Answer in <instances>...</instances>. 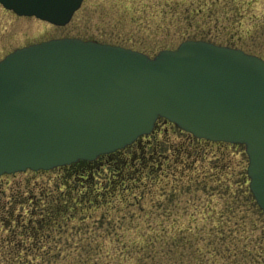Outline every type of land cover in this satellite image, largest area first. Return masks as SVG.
Wrapping results in <instances>:
<instances>
[{
	"label": "water",
	"instance_id": "obj_1",
	"mask_svg": "<svg viewBox=\"0 0 264 264\" xmlns=\"http://www.w3.org/2000/svg\"><path fill=\"white\" fill-rule=\"evenodd\" d=\"M82 0H0L66 24ZM158 117L197 138L244 145L248 187L264 213V59L186 39L153 56L53 38L0 60V175L48 170L122 149Z\"/></svg>",
	"mask_w": 264,
	"mask_h": 264
},
{
	"label": "rangeland",
	"instance_id": "obj_2",
	"mask_svg": "<svg viewBox=\"0 0 264 264\" xmlns=\"http://www.w3.org/2000/svg\"><path fill=\"white\" fill-rule=\"evenodd\" d=\"M199 6L203 12L197 13ZM189 10L192 15L187 18ZM237 21L241 22V29L234 25ZM185 31L191 35L202 34L216 44L240 46L246 52L264 54V0H82L66 24L55 26L33 18L16 17L0 5V58L17 46L49 37L95 40L152 56L160 49L174 48L187 37ZM140 140L147 147L146 153L151 147L164 153L169 159L167 164H171L175 148L190 152L189 155L182 152L176 165L178 170L185 165L192 168L183 173V184L175 194L171 191L158 195L156 201L161 203L156 208L152 204L150 208L157 222L165 220L171 234H176L178 227L195 224L202 218H215L221 213L223 216L249 215L247 155L242 144L198 139L161 119L156 132ZM128 151L125 152L128 154ZM108 171L107 167L100 169L96 181L104 182ZM60 174L53 168L0 176V264H40L37 259L24 263L21 255L14 257L8 253L18 239H9L10 232L1 219L9 208H13L15 215L27 218L31 210H43L46 204L50 205L52 194L58 196L57 201H63L64 189L58 185ZM196 176L205 178L209 184L202 188L185 182ZM173 179L169 177L172 182ZM44 192L50 194L48 198L42 196ZM233 200L241 205L238 211L230 204ZM79 225L76 220L68 221L67 230H55L51 232L54 235L51 242H42L43 250L60 249L66 255L64 263L61 259H51L47 264H76L77 260L84 263L83 258L93 264L94 243L90 241L101 240L103 229L98 230L96 237L90 228ZM23 243L29 247L32 240L26 238ZM38 246L42 249L41 244Z\"/></svg>",
	"mask_w": 264,
	"mask_h": 264
},
{
	"label": "trees",
	"instance_id": "obj_3",
	"mask_svg": "<svg viewBox=\"0 0 264 264\" xmlns=\"http://www.w3.org/2000/svg\"><path fill=\"white\" fill-rule=\"evenodd\" d=\"M188 12L187 18H190L192 11ZM200 12L203 9L199 6L197 13ZM234 25L238 29L242 27L238 21ZM185 32V39L213 41L202 34ZM234 47L244 50L240 46ZM257 55L264 58V54ZM146 148L138 139L124 149L100 155L95 160L80 159L56 167L55 170L61 173L58 185L64 189V200L57 201L58 196L52 194V203L46 204L43 210L35 208L25 219L2 221L10 232L8 238L18 239L12 248L9 247L8 253L14 257L21 255L24 263L31 259L39 260L40 264H47L51 259H61L64 263V251L43 250L42 242H51V236H54L51 232L67 230L68 221L76 220L84 229L90 228L93 236H99L98 230L103 229L101 240L93 238L90 241V244L94 243L93 264H264V213L249 189L248 216H223L221 213L215 218L196 220L194 225L178 227L176 234H171L165 220L157 222L151 215V205L158 207L161 203L156 201L158 195L171 191L175 194L183 184V173L192 168L185 165L178 170L176 165L182 152L185 155L190 152L175 148L170 156L171 164H167L169 159L164 153H158L155 147L146 153ZM126 150H129L128 154ZM103 167L109 170L107 177L104 182H97L96 174ZM170 176L175 178L173 182L169 180ZM204 179L196 176L191 180L193 182H185L204 188L208 183ZM49 195L47 192L42 194L45 198ZM230 204H234V211L241 206L235 200ZM18 235H24V238H18ZM25 236L32 243L21 254L17 247L19 242L24 245ZM9 239L7 241L11 242ZM83 261L89 264L85 258Z\"/></svg>",
	"mask_w": 264,
	"mask_h": 264
},
{
	"label": "flooded vegetation",
	"instance_id": "obj_4",
	"mask_svg": "<svg viewBox=\"0 0 264 264\" xmlns=\"http://www.w3.org/2000/svg\"><path fill=\"white\" fill-rule=\"evenodd\" d=\"M4 8V7H3ZM4 9H6V8H4ZM7 11H9L12 15H14V16H16V17H19V18H33V19H36V20H39V21H43V20H40V19H38V18H36L35 16H26V15H18V14H16L14 11H12V10H9V9H6ZM43 22H46V21H43ZM47 24H50V25H53V26H55L54 24H52V23H49V22H46ZM51 38H58V37H49V38H47V39H51ZM47 39H41V40H39V41H33V42H30V43H27V44H24V45H21V46H17V47H22V46H25V45H28V44H31V43H36V42H40V41H43V40H47ZM17 47H15V48H17ZM15 48H13L12 50H14ZM11 50V51H12ZM10 52V51H9ZM8 52V53H9ZM7 54V53H6ZM5 54V55H6ZM4 56V55H3ZM159 119H161V121H163V123H167L168 121L167 120H165V119H163V118H158L157 120H156V122H155V126H154V130H153V132L152 133H155L156 132V130H157V126H158V121H159ZM169 123V122H168ZM151 135V134H150ZM5 212V214H4V216L2 217V219H1V221H5V220H21V219H25L26 217H22L21 215H19V214H17V215H15L14 214V211H13V208H9V209H7V210H5L4 211ZM32 213L34 212V211H31ZM29 215V214H28ZM27 217H29V216H27ZM19 237H21V238H24V235H19ZM27 236H25V238H26ZM21 242H22V239H21ZM30 246V245H29ZM30 247H28L27 245H22V243H18V247H17V249H20V250H26V249H29Z\"/></svg>",
	"mask_w": 264,
	"mask_h": 264
}]
</instances>
